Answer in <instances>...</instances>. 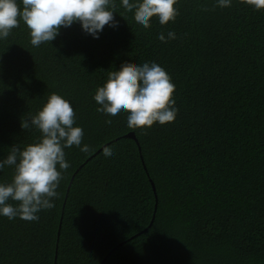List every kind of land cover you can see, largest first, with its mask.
<instances>
[{
	"label": "trees",
	"instance_id": "obj_1",
	"mask_svg": "<svg viewBox=\"0 0 264 264\" xmlns=\"http://www.w3.org/2000/svg\"><path fill=\"white\" fill-rule=\"evenodd\" d=\"M113 2L118 26L98 39L74 22L33 46L20 21L0 40V158L40 135L21 125L53 92L89 148L64 149L39 219L0 216V264H264V9L178 0L174 21L144 28ZM153 61L175 85L173 122L133 129L96 111L109 72Z\"/></svg>",
	"mask_w": 264,
	"mask_h": 264
},
{
	"label": "clouds",
	"instance_id": "obj_2",
	"mask_svg": "<svg viewBox=\"0 0 264 264\" xmlns=\"http://www.w3.org/2000/svg\"><path fill=\"white\" fill-rule=\"evenodd\" d=\"M120 6L132 11L137 25L150 27L152 18L161 25L174 21L178 15V0H119ZM255 10L264 9V0H241ZM221 8L230 7L232 0H215ZM113 0H0V40L7 38L20 21L29 29L30 43L39 46L51 42L61 26L79 22L82 31L98 39L105 25L117 27ZM157 39L166 42L163 32ZM167 39L175 33L167 32ZM175 85L170 75L156 62L122 65L108 73L102 86H97L93 100L97 112L111 118L127 113L128 128H150L173 122L178 109L173 98ZM75 115L70 102L53 92L41 108L29 115L22 128H34L39 136L22 148L13 145L0 158V171L12 167L10 182H0V216L28 221L39 219L40 210L51 209L62 171L69 167L65 148L77 146L87 153L88 145H81L83 130L74 126ZM111 124L112 120H106ZM106 158L114 156L110 147L103 148ZM9 201L18 202L15 205Z\"/></svg>",
	"mask_w": 264,
	"mask_h": 264
},
{
	"label": "water",
	"instance_id": "obj_3",
	"mask_svg": "<svg viewBox=\"0 0 264 264\" xmlns=\"http://www.w3.org/2000/svg\"><path fill=\"white\" fill-rule=\"evenodd\" d=\"M127 136L130 137V138H133V139H135V140L137 141V139H136V137H135V134H134L133 132L128 133ZM137 142H138V141H137ZM154 191H155V189H154ZM155 208H156V207H155Z\"/></svg>",
	"mask_w": 264,
	"mask_h": 264
}]
</instances>
